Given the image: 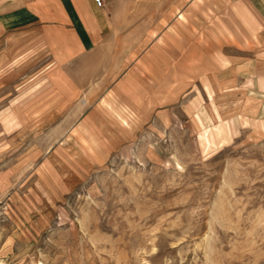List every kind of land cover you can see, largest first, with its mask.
Here are the masks:
<instances>
[{"label": "rangeland", "instance_id": "1", "mask_svg": "<svg viewBox=\"0 0 264 264\" xmlns=\"http://www.w3.org/2000/svg\"><path fill=\"white\" fill-rule=\"evenodd\" d=\"M161 3L160 43L81 52L58 0H0V264H264V21Z\"/></svg>", "mask_w": 264, "mask_h": 264}, {"label": "crops", "instance_id": "2", "mask_svg": "<svg viewBox=\"0 0 264 264\" xmlns=\"http://www.w3.org/2000/svg\"><path fill=\"white\" fill-rule=\"evenodd\" d=\"M247 1L254 6L264 21V0ZM161 2L164 0H104L102 6H97L94 0H58V5L64 22L75 35L77 48L81 52H88L95 50L98 43L104 41L107 44L110 40L137 42L138 39H132V36L139 32L138 28L143 27V24L147 26L149 37L154 42L160 43L167 37L158 31L161 28L158 22L162 23L161 21L165 19L163 15L149 16L140 24H136L133 20L139 15V12L152 11L153 8L162 10L161 8L166 7V4ZM185 6V10L193 7L192 3ZM185 17L186 21L190 23V27L193 26L194 19L190 17V14L186 12ZM149 23H152L151 26H148ZM172 30L175 32L174 29ZM111 35L117 36V38H108ZM104 37L105 39H103ZM171 39L179 41L177 36Z\"/></svg>", "mask_w": 264, "mask_h": 264}, {"label": "built area", "instance_id": "3", "mask_svg": "<svg viewBox=\"0 0 264 264\" xmlns=\"http://www.w3.org/2000/svg\"><path fill=\"white\" fill-rule=\"evenodd\" d=\"M94 1L97 4V6H102L104 2V0H94Z\"/></svg>", "mask_w": 264, "mask_h": 264}]
</instances>
